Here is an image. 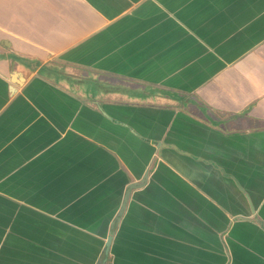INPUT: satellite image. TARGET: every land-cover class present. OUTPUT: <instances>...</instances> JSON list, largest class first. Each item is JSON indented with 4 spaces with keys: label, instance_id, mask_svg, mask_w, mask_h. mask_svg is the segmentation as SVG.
<instances>
[{
    "label": "crops",
    "instance_id": "obj_1",
    "mask_svg": "<svg viewBox=\"0 0 264 264\" xmlns=\"http://www.w3.org/2000/svg\"><path fill=\"white\" fill-rule=\"evenodd\" d=\"M0 264H264V0H0Z\"/></svg>",
    "mask_w": 264,
    "mask_h": 264
},
{
    "label": "water",
    "instance_id": "obj_2",
    "mask_svg": "<svg viewBox=\"0 0 264 264\" xmlns=\"http://www.w3.org/2000/svg\"><path fill=\"white\" fill-rule=\"evenodd\" d=\"M138 185H132V187L130 186V188L129 189H133L134 187L136 188ZM125 200V199H124ZM110 241H111V237H109L108 238V241H107V243H106V247L108 248L109 247V245H110ZM106 252H107V249H106Z\"/></svg>",
    "mask_w": 264,
    "mask_h": 264
}]
</instances>
